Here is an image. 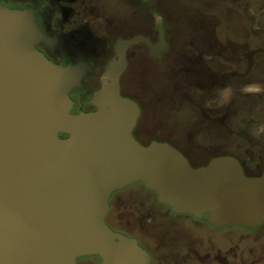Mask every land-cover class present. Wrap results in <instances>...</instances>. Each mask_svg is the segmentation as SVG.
I'll return each instance as SVG.
<instances>
[{"label": "water", "instance_id": "1", "mask_svg": "<svg viewBox=\"0 0 264 264\" xmlns=\"http://www.w3.org/2000/svg\"><path fill=\"white\" fill-rule=\"evenodd\" d=\"M135 2L154 17L159 42L118 39L92 95L96 110L77 113L68 91L80 66L48 60L34 47L43 37L34 13L0 4V264H76L88 255L149 264L134 237L105 222L111 193L134 182L175 212L208 213L214 225L264 221V171L249 176L226 155L195 167L167 142L134 137L140 108L120 91L126 48L166 47L158 13Z\"/></svg>", "mask_w": 264, "mask_h": 264}, {"label": "flooded vegetation", "instance_id": "2", "mask_svg": "<svg viewBox=\"0 0 264 264\" xmlns=\"http://www.w3.org/2000/svg\"><path fill=\"white\" fill-rule=\"evenodd\" d=\"M106 1L100 8L98 0H0L6 8L34 13L43 34L34 47L48 60L80 66L78 84L68 91L71 113L96 110L92 95L116 55L118 39L142 36L152 44L159 42L154 17L135 0ZM140 1L160 16L166 47L152 53L140 41L126 48L120 91L140 108L134 137L142 144L167 142L195 167L226 155L237 159L245 174L260 175L264 171L260 93L264 92V36L252 32L245 13L230 26L220 16L180 0ZM228 15L236 16L232 11ZM215 34L218 44L210 40ZM212 55L217 63L211 61ZM152 108L154 121H150ZM136 185L144 195L138 206L123 211L122 220L113 212L112 200L120 201L122 192ZM108 202L106 224L134 237L148 252L149 264H264V221L254 226L214 225L207 220L208 213L194 216L171 210L140 182L111 193ZM99 261L95 255L76 258V264Z\"/></svg>", "mask_w": 264, "mask_h": 264}, {"label": "rangeland", "instance_id": "3", "mask_svg": "<svg viewBox=\"0 0 264 264\" xmlns=\"http://www.w3.org/2000/svg\"><path fill=\"white\" fill-rule=\"evenodd\" d=\"M164 1L169 2V0H163V2ZM180 1L186 2L187 4L192 5L193 7L197 6L200 9H202L204 12L213 14L215 17L220 16L222 19V23L225 22L223 24H228V25L230 24L234 25V23L238 21V19H240V13L242 14L245 13L247 20H248L247 22L250 28L252 29V32L255 35L264 36V0H180ZM98 3L100 5L99 6L100 8H103L101 6L107 5L106 0H98ZM230 7H232L231 10H230ZM230 11L235 12L236 16L233 17V16L228 15ZM95 13L98 14L99 12L95 11ZM101 18H102V15H101ZM176 29L178 30V27ZM216 38H218V34L210 35L211 42L218 44L217 40L214 41V39ZM194 43H197V42H194ZM184 49H186V45ZM181 52L182 51H180V53ZM184 54H186V52H184ZM187 56H188V53H187ZM179 59H181V57H179ZM201 59H205V57H202ZM210 59L212 62L217 63L216 60H212L213 55ZM260 62L263 63V60L260 59ZM138 70L139 68L136 67V72ZM134 80H135V86L139 87L137 83L138 82L137 79H134ZM261 84H258V86H263V84L262 85ZM252 87H255V86L252 85ZM259 91L260 89L258 90V92ZM260 93L264 96V92H260ZM151 110L152 112L150 114L151 115L150 121H154V115H156V110L155 108H152ZM143 195H144V189H142L140 185L132 186L131 188L122 192V199L120 201H117V200L115 201L114 199L112 200L113 212L119 213L120 216L122 217V220L126 219L125 214H123V211L125 209H130L132 207L138 206Z\"/></svg>", "mask_w": 264, "mask_h": 264}, {"label": "bare ground", "instance_id": "4", "mask_svg": "<svg viewBox=\"0 0 264 264\" xmlns=\"http://www.w3.org/2000/svg\"><path fill=\"white\" fill-rule=\"evenodd\" d=\"M207 146V145H206Z\"/></svg>", "mask_w": 264, "mask_h": 264}]
</instances>
